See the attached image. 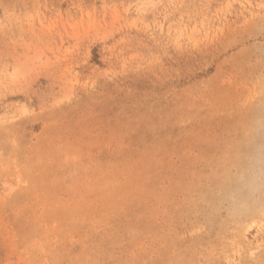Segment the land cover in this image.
<instances>
[{
  "label": "rangeland",
  "instance_id": "1",
  "mask_svg": "<svg viewBox=\"0 0 264 264\" xmlns=\"http://www.w3.org/2000/svg\"><path fill=\"white\" fill-rule=\"evenodd\" d=\"M0 264H264V0H0Z\"/></svg>",
  "mask_w": 264,
  "mask_h": 264
}]
</instances>
